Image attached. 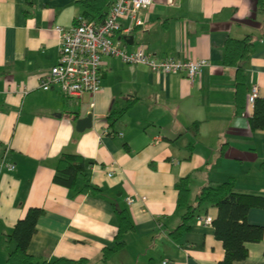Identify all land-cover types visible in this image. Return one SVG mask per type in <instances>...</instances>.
Listing matches in <instances>:
<instances>
[{"label":"crops","instance_id":"1","mask_svg":"<svg viewBox=\"0 0 264 264\" xmlns=\"http://www.w3.org/2000/svg\"><path fill=\"white\" fill-rule=\"evenodd\" d=\"M80 0H0V264L15 242L9 236L31 207L43 210L27 252L44 259H85L83 264H215L224 256L212 223L196 218L179 238L175 181L190 177L191 196L208 183L233 179L238 193L264 197V129L251 128L252 86L264 95V13L256 0H153L144 23L113 41L127 52L139 46L155 57L205 58L190 81L184 74L151 71L103 56L101 90L65 97L58 85L39 86L58 58L54 26L69 28ZM127 20L122 21L125 26ZM253 36L245 63L247 92L235 107L234 67L222 62L228 37ZM130 104V105H129ZM129 107L117 118L111 112ZM91 114V127L76 121ZM197 123V124H196ZM61 152L77 153L95 192L53 181ZM131 197L133 201L127 202ZM126 209L133 229L124 246L103 261L117 232L115 209ZM216 207L198 216H216ZM247 220L263 226L259 242H247L240 264H264V208Z\"/></svg>","mask_w":264,"mask_h":264},{"label":"trees","instance_id":"2","mask_svg":"<svg viewBox=\"0 0 264 264\" xmlns=\"http://www.w3.org/2000/svg\"><path fill=\"white\" fill-rule=\"evenodd\" d=\"M83 7L81 15L95 21L102 20L112 0H80ZM31 4L32 0H26ZM257 9L264 13V0H256ZM253 36L247 34L242 38L228 37L223 45L222 62L225 66L234 67L235 107L239 112L243 109V99L247 92V76L245 63L253 54ZM130 105V104H129ZM111 112L110 119L121 115L128 107ZM251 128L264 129V95L256 97L253 103V114L249 117ZM197 124V123H196ZM86 161L77 153L61 152L55 165L53 181L67 187L76 194L85 191L95 192L98 188L91 182L86 171ZM177 190L176 206L182 209L180 222L170 232L173 238H179L191 228L192 221L199 215L202 208L216 207L217 214L212 219L215 237L222 242L224 256L215 264H240L247 255V242H259L263 238V226L248 222L247 213L253 207L264 208V197L233 190L234 181L228 179L221 182L208 183L191 196L190 177H180L175 181ZM43 214L38 207L29 208L25 215L15 223L10 237L14 240L13 249L8 252L6 264H83L85 259L57 257L44 259L34 257L27 252L32 235L36 232L37 221ZM118 220L117 232L111 246L102 250V260L124 246L123 235L133 229L126 209H115ZM264 258V252H263Z\"/></svg>","mask_w":264,"mask_h":264},{"label":"built area","instance_id":"3","mask_svg":"<svg viewBox=\"0 0 264 264\" xmlns=\"http://www.w3.org/2000/svg\"><path fill=\"white\" fill-rule=\"evenodd\" d=\"M171 3L172 0H167ZM153 0H112L106 16L95 21L78 14L69 28L55 25L59 36L57 62L40 79L39 86L47 89L56 84L67 98H80L84 93L95 94L101 90L100 65L103 56L118 57L125 63L141 64L154 72L184 74L190 81L199 75L209 63L205 58L187 59L173 56L155 57L139 46L132 52L119 47L112 34L121 31L125 34L144 23L142 12ZM127 20L125 26L122 21ZM258 97V87L252 86L248 102L254 103ZM0 166L8 170L14 164L2 159ZM133 199L127 198L131 203ZM196 220L210 224L209 215L197 216ZM167 261H163L166 264Z\"/></svg>","mask_w":264,"mask_h":264},{"label":"water","instance_id":"4","mask_svg":"<svg viewBox=\"0 0 264 264\" xmlns=\"http://www.w3.org/2000/svg\"><path fill=\"white\" fill-rule=\"evenodd\" d=\"M91 114L88 113L85 117L79 118L76 121V130L77 131H83L85 128L91 127Z\"/></svg>","mask_w":264,"mask_h":264}]
</instances>
